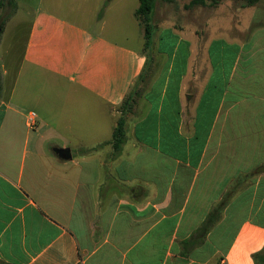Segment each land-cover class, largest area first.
Segmentation results:
<instances>
[{
  "label": "crops",
  "instance_id": "obj_1",
  "mask_svg": "<svg viewBox=\"0 0 264 264\" xmlns=\"http://www.w3.org/2000/svg\"><path fill=\"white\" fill-rule=\"evenodd\" d=\"M94 1L89 13L0 0V264H254L264 250V143L254 118L246 139L247 76L237 74L246 44L197 41L196 22L177 30L155 5L158 68L114 154L119 107L149 50L140 28L137 48L119 34L121 0ZM137 8L129 18L139 27Z\"/></svg>",
  "mask_w": 264,
  "mask_h": 264
},
{
  "label": "rangeland",
  "instance_id": "obj_2",
  "mask_svg": "<svg viewBox=\"0 0 264 264\" xmlns=\"http://www.w3.org/2000/svg\"><path fill=\"white\" fill-rule=\"evenodd\" d=\"M59 1H63L66 7H74L76 9L85 8L89 13H93L96 7L94 0H90L86 4H82L83 0ZM189 1L190 0H157L156 9L159 17L168 16L170 21L177 24V26H174L177 30L189 29L190 27H194L195 29V26H178V23H180L179 21H181V24L196 22L198 24V26H196L197 41L209 40L210 37H225L231 41L246 44L245 51L248 53L246 57L243 55L241 56L243 60L239 62L237 70V74L245 71L247 76L244 85L246 96L245 122L246 133L249 134H247L246 139L249 143L254 138H247L249 136H254L250 133L252 130L250 129V119L254 118L256 123L255 129H257L255 139L256 141L258 140L264 143V0H261L253 7L247 8L242 7L241 3L224 0L215 7L194 6L187 9L185 6ZM119 4V7H123V10L119 17L121 26H117L118 32L119 34L129 36L130 44L137 48L140 45L137 39L139 28L142 33L143 30L140 26H137L136 22L130 20L129 11L138 7V0H121ZM209 20V26H207ZM16 41L18 42L16 43L17 49H19L22 41L21 32H19V36L16 37ZM163 45L167 53L166 56H169L170 50L172 49V40L168 35H164ZM219 51L217 46H213L211 50L212 57H218L220 55ZM150 53L151 49H149L148 54L149 62L147 70L153 72L158 66L155 64L156 57H153ZM234 57L235 54L233 49L226 50V64L223 66L225 69L230 67L228 59H230L231 63ZM137 89L142 92L144 86L138 85ZM257 95H262V100L253 98V96ZM248 107H251L250 111L252 112H249L247 109ZM140 109L141 104L139 102L138 106L133 108V111L136 110L139 112ZM133 111L128 116V120L135 119L136 115ZM260 130H262V133H259ZM249 148H252V146H249ZM261 168L264 167L261 166ZM261 174H264V170H261Z\"/></svg>",
  "mask_w": 264,
  "mask_h": 264
},
{
  "label": "trees",
  "instance_id": "obj_3",
  "mask_svg": "<svg viewBox=\"0 0 264 264\" xmlns=\"http://www.w3.org/2000/svg\"><path fill=\"white\" fill-rule=\"evenodd\" d=\"M157 0H139V6L135 11V18L140 24V27L143 30V48L142 51L146 52L150 49L152 35L154 32V26L152 24V14L156 5ZM224 0H190L189 3L185 6V8H192L194 6H203V7H215L220 4ZM232 2L241 3V6L244 8L253 7L261 0H230ZM3 25V24H2ZM2 27L0 26V32L2 31ZM149 62V58H147V64ZM148 67V66H147ZM153 72L148 71L147 69L143 70V72L139 75L135 83L133 84L131 90L127 93L125 98L123 99L119 112L120 116L116 121V126L113 129L111 136V146L114 154H118L121 152L125 132H126V120L128 116L132 113L134 106L136 105V100L140 97L141 92L137 89V86L140 84L147 83V79L151 76ZM214 214V223L216 224L219 221L220 214ZM210 224L206 226V221L202 223L200 228L198 229L199 238L205 237L207 230H209ZM202 239V238H201ZM201 243V242H200ZM189 244V242L187 243ZM254 264H264V250L255 253L252 255Z\"/></svg>",
  "mask_w": 264,
  "mask_h": 264
},
{
  "label": "water",
  "instance_id": "obj_4",
  "mask_svg": "<svg viewBox=\"0 0 264 264\" xmlns=\"http://www.w3.org/2000/svg\"><path fill=\"white\" fill-rule=\"evenodd\" d=\"M55 154L58 158L62 160H69L71 159V154L68 149H56ZM261 170H264V168H261Z\"/></svg>",
  "mask_w": 264,
  "mask_h": 264
},
{
  "label": "built area",
  "instance_id": "obj_5",
  "mask_svg": "<svg viewBox=\"0 0 264 264\" xmlns=\"http://www.w3.org/2000/svg\"><path fill=\"white\" fill-rule=\"evenodd\" d=\"M34 118H35V114L34 113H30L29 114V117H28V124H29V126H32L33 125Z\"/></svg>",
  "mask_w": 264,
  "mask_h": 264
}]
</instances>
